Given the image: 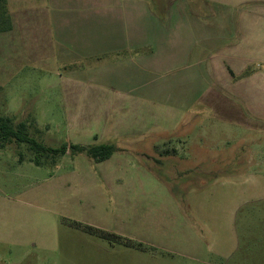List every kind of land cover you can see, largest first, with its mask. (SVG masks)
<instances>
[{
  "label": "rangeland",
  "instance_id": "374dc122",
  "mask_svg": "<svg viewBox=\"0 0 264 264\" xmlns=\"http://www.w3.org/2000/svg\"><path fill=\"white\" fill-rule=\"evenodd\" d=\"M215 6L204 0L188 10L210 21ZM263 8L236 9L245 26L223 59L244 55L250 79L243 83L223 76L209 48L199 54L193 47L185 62L171 57L133 79L120 66L115 83L106 80L111 68L97 62L35 68L0 56V117L24 122L31 137L52 148H114L102 162L67 153L36 166L26 144L0 143V264L9 251H28L22 264H109L115 253L119 264H264ZM170 40L177 55L179 38ZM227 85L234 93L221 89ZM168 148H176L175 157L162 154ZM243 202L233 226L230 211ZM193 204L212 222H183ZM69 222L138 241L147 255L112 248Z\"/></svg>",
  "mask_w": 264,
  "mask_h": 264
},
{
  "label": "crops",
  "instance_id": "0c3cea01",
  "mask_svg": "<svg viewBox=\"0 0 264 264\" xmlns=\"http://www.w3.org/2000/svg\"><path fill=\"white\" fill-rule=\"evenodd\" d=\"M199 2L204 0H5L10 29L0 32V56L9 58L16 66L27 65L35 68H70L97 62L101 69L104 66L111 68L103 72L109 73L104 74L107 81L115 83L122 79L117 70L120 66L129 67L130 77L133 79L142 73L143 76L147 75L154 67L169 64L171 57L185 62L188 54L195 52L194 48L198 49L196 53L199 54H202L204 48H209L212 49L215 59H218L217 65L222 69L223 76L227 75L230 80L238 78L242 83L248 81L250 75L244 73L247 66L244 55L233 58L231 63L224 59L235 49V44L231 43L233 34L235 37L237 30L241 33L242 23L245 26L246 17L237 18L236 9H240L244 4H262L264 0H211L216 6L211 7L209 11L210 21H206L207 14L203 16L202 13L195 14L194 11L188 10L189 6L192 8L194 3ZM219 9L222 10L220 15ZM257 17L264 22V8L259 9ZM240 33L237 35H241ZM170 36L179 38L178 44L173 45L178 50V54L174 56L171 55ZM246 37L247 34L243 35V38ZM139 60L146 65H140ZM71 80L74 81L67 78L66 82L70 83ZM221 89L234 93L228 85ZM222 95L223 92L213 93L212 97L221 98ZM175 149L170 148L162 154H172L175 157ZM152 158L154 163H161L159 159ZM247 203L243 202L230 211L231 218L228 222L233 226L237 212ZM207 220L209 219H204L199 208L193 204L191 216L185 214L183 222H212ZM73 223L86 224H67L74 230L83 232ZM209 236H212V233ZM238 236L234 229L232 237L236 243L235 250H238L239 246ZM129 240L140 247L122 246L147 255V250L141 243ZM114 245L121 244L109 243L112 248ZM19 246H22L21 249L26 248L24 242ZM27 252L24 256H13L12 251H9L2 264H22ZM116 255L115 253L114 260L109 261V264H119L114 262ZM67 258L73 260L72 256Z\"/></svg>",
  "mask_w": 264,
  "mask_h": 264
},
{
  "label": "trees",
  "instance_id": "16d2710c",
  "mask_svg": "<svg viewBox=\"0 0 264 264\" xmlns=\"http://www.w3.org/2000/svg\"><path fill=\"white\" fill-rule=\"evenodd\" d=\"M9 29L10 21L6 9V3L5 0H0V32L7 31ZM11 141L26 144L28 149L33 152L34 156L32 162L36 166H41L42 160L48 158L53 160L52 163L54 165L63 155L67 153L70 155L85 153L94 161L102 162L108 159L114 151L112 146L106 144L83 146L62 143L58 147L52 148L31 137L27 132V126L24 122L14 125L10 118L0 117V143L2 144ZM73 224L77 228H80L83 232L104 239L111 244L140 247L139 244H135L131 240L111 232L88 225H81L79 223Z\"/></svg>",
  "mask_w": 264,
  "mask_h": 264
}]
</instances>
